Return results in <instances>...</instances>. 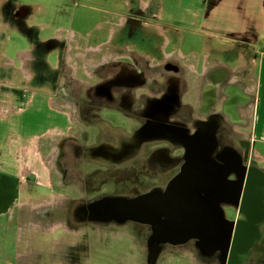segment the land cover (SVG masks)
I'll return each mask as SVG.
<instances>
[{
    "label": "flooded vegetation",
    "instance_id": "obj_1",
    "mask_svg": "<svg viewBox=\"0 0 264 264\" xmlns=\"http://www.w3.org/2000/svg\"><path fill=\"white\" fill-rule=\"evenodd\" d=\"M12 7L4 6L2 19L26 39L29 57L15 79L11 67L2 70L1 90L15 94L22 111L43 96L65 121V133L37 141L41 187L60 197L29 218L52 229L37 230L46 237L59 236L55 225H65L56 238L61 247L40 251L50 255L47 263L90 264V256L106 260L124 250L193 256L200 264H264V163L251 141L253 90L245 100L241 92L255 84L252 66L227 69L207 42L203 70L200 49L184 52L180 32L146 25V13L130 11L122 24L112 15L96 29L99 36L92 30L73 41L69 32L43 35L48 31L28 26V6ZM99 37V49H91ZM191 151L230 166L219 205L205 185L174 184ZM26 170L28 186L35 172ZM103 197H147L141 207L149 216L92 221L89 206Z\"/></svg>",
    "mask_w": 264,
    "mask_h": 264
},
{
    "label": "crops",
    "instance_id": "obj_2",
    "mask_svg": "<svg viewBox=\"0 0 264 264\" xmlns=\"http://www.w3.org/2000/svg\"><path fill=\"white\" fill-rule=\"evenodd\" d=\"M176 1L181 2L183 0H138L137 4L133 7L126 2L127 10L115 13L114 16H118L117 23L122 24L125 15L130 11L146 13L151 16L146 25L151 24L160 32L174 30L178 32L189 31V26H195L196 31H198L197 33H201L200 54L203 70L205 69L204 56L209 51L206 49L208 48L207 42H210L215 48H233L235 46L242 47V50L246 49L247 53L246 57H244L246 59L242 58V52V55L240 54V57H238V63L232 64L233 60L223 63L218 59L219 56L217 54L215 57L218 64H224L231 71H236L239 67H243L246 64L252 66L255 84L245 87L241 92L242 95H248L247 92L253 90L251 141L254 144V154L261 163H264V41H262L261 37L262 35L264 37V0H190L191 2L194 1V7L187 10L188 12L186 11V13H180L172 8L171 2L175 3ZM8 3L13 4L12 8L28 6L31 9L30 18L27 21L28 26L41 27L43 30L49 32L51 25L48 22L42 23L40 19L43 14L48 12L42 3L0 0V73L6 66L11 67V78L15 79L20 72H24L23 64L25 59L29 57V54L26 48L16 51L13 57L7 54V44L10 42V35L18 33L16 27L7 26L10 24L9 21L2 19L4 6ZM188 6H191V3ZM193 16L194 18L191 20ZM110 22L111 20L109 19L97 21L94 29L98 30L101 24H109ZM72 27H57L51 33L59 35L60 31L69 32V36L74 41L75 35L82 34ZM3 32H5V38L2 37ZM234 32H240L243 36L242 43L237 44L233 42V45L232 43L230 45L227 44L226 39L219 38L220 34L232 35ZM166 40L169 42L168 37ZM101 42L102 38H97L94 41L95 45L91 49L98 50ZM222 72H224L223 77H227V70L224 69ZM2 79L3 77L0 76V80ZM6 94L2 90L0 91V97H4ZM51 107V101L48 102L43 96H35L26 111L22 112V110H18L19 112L16 111L11 116L0 117V262L2 263L9 264V257L12 255L10 253L11 251L14 253V244L9 242L13 239V235L18 240V248L15 249L22 250L24 255L33 254L32 251L34 249L35 251H48L51 249L48 245H50L52 237H37L25 230L29 216L43 206L54 202L52 198L48 201L45 198L51 197L52 194H60L59 191L52 193L43 190L41 187L45 184V171L42 170L39 162L37 141L39 137H42L46 133L47 129L59 126L56 119L57 113H54L55 118H53ZM31 109L34 112L40 111L41 114L43 112L47 116H51L55 122L47 126L44 132L42 130L27 133L29 127H25L21 122L22 117L26 116L27 112ZM0 110L2 109L0 108ZM62 119L64 118L62 117ZM13 122L17 124L13 126ZM27 168L35 172L34 179L30 177L32 183L30 182L31 184H28V186L24 183ZM15 228L18 230L17 232H14ZM57 228H61L62 230H59V236L56 238H62L65 228L63 226Z\"/></svg>",
    "mask_w": 264,
    "mask_h": 264
},
{
    "label": "rangeland",
    "instance_id": "obj_3",
    "mask_svg": "<svg viewBox=\"0 0 264 264\" xmlns=\"http://www.w3.org/2000/svg\"><path fill=\"white\" fill-rule=\"evenodd\" d=\"M23 3H30V2H39L42 3L48 10L47 13L43 14V16L40 18L43 22H48L51 25V29L49 32L44 33L43 35H47L51 33V30H55L57 27H63V28H70L73 27L75 30L78 32H81L82 35L87 33L88 30L92 31L97 23V21L100 20H107L111 19L112 15L115 13H120V12H125L127 10L126 2L133 7L134 5L137 4L138 0H18ZM171 2L172 8L175 9V11H179L180 13H186L187 10L191 9L194 7V1L190 0H183V1H176ZM191 3V6H188V4ZM170 5V4H169ZM188 12V11H187ZM179 13V15H180ZM194 18L191 17V20ZM188 27V26H186ZM189 31H183L180 32L181 37L183 39V51L188 52L192 51L194 49H197V51L200 49V42H202L200 36L201 33H197L195 26H189ZM101 33L99 31H96L94 29V36H99ZM196 34V36L194 35ZM262 41H264L263 35ZM220 39H226L225 41L228 42L227 44L232 43H242V38L243 36L240 34V32H234V34H220L219 35ZM260 40V39H258ZM225 42V44H226ZM26 48V39L22 36L19 35L18 33H14L10 35V42L7 44V54L10 57L14 56V53L18 50ZM242 47H233V48H227V47H219V48H211L213 54H217L218 59H220L223 63H228L231 60H233L232 64L238 63L237 56L235 57L236 53H239V55L242 53ZM208 50V48H206ZM233 50V51H232ZM233 52L232 55H230V52ZM235 52V53H234ZM229 53V54H228ZM216 58V57H215ZM217 59V58H216ZM53 60V59H52ZM2 82H5L3 80H0V85ZM9 83L13 84H19V82L11 80L7 81ZM1 86H0V91H1ZM7 94L4 97H0V117H5L6 115H12L16 111L21 109L20 102H18V97H14L12 92L7 90ZM12 96H11V95ZM15 95V94H14ZM13 97V98H12ZM43 103V102H42ZM55 102L53 101V104ZM38 106L39 103H37ZM55 106V105H54ZM52 112L51 115L53 118H55V111L53 108H55L56 113H57V122L59 123V126L53 127L51 129H47L46 133L43 134L42 138L46 137H54V133L57 135H62L65 133V121L62 119L64 118V115L61 114L59 110V106L53 107L52 105ZM23 109V107H22ZM25 111V110H24ZM22 111V112H24ZM19 112V111H18ZM51 116H47L42 112H34L32 109L27 112L26 116L24 115L22 117V124L25 127H29L27 133L30 131L32 132H39L45 131L44 129L52 125L55 121L52 120ZM62 121V122H60ZM17 123L13 122V126L16 125ZM60 133V134H59ZM259 144V143H256ZM48 153L44 154L45 158H48ZM38 190H40L38 188ZM60 196L59 194H52L51 197H48V199L52 198L55 202L56 199H58ZM47 197L45 198V200ZM63 226L65 225H55L56 227ZM23 227V225H22ZM40 227V228H38ZM46 227V226H45ZM41 229L42 231L49 232L51 230H46L47 228H44L42 224H36L32 220V218H29V220L26 223L25 230L30 232L31 234L33 233L37 237H43L47 238L46 236L39 235L37 233V230ZM53 229V230H55ZM122 230L128 229L127 227H122ZM129 230V229H128ZM18 230L15 228L14 232H17ZM16 236L13 235V239H11L9 242L14 244V253L9 257V264H48L47 260L50 257V255H47L45 252L40 253V250L35 249L32 251L33 254L29 255H24L22 250L20 249H15L18 248V243H17ZM60 240H56V236L52 237L50 246L52 249H55L56 247H61L60 244H58ZM47 246V247H48ZM119 247L123 248H128L126 245H121ZM93 249V248H92ZM122 253L117 255V256H106V260L102 258V256L99 255H94L90 256L88 261H90V264H147V257L141 254L137 255H131L127 250H125L126 253L124 254L123 251L121 250ZM93 252V251H92ZM40 253V254H39ZM38 255V257H36ZM108 256V257H107ZM13 257V259H12ZM37 258V259H36ZM52 260H58L56 256L52 255ZM179 258V259H178ZM13 260V261H12ZM87 262V261H86ZM157 264H200L198 261L193 258V256H182V257H172V256H162L160 257L157 262ZM0 264H7V263H2ZM55 264V263H54ZM87 264V263H86Z\"/></svg>",
    "mask_w": 264,
    "mask_h": 264
},
{
    "label": "water",
    "instance_id": "obj_4",
    "mask_svg": "<svg viewBox=\"0 0 264 264\" xmlns=\"http://www.w3.org/2000/svg\"><path fill=\"white\" fill-rule=\"evenodd\" d=\"M246 95L242 96V100H245ZM228 166L225 163L219 165L214 160L207 159L204 155L198 156L191 151L189 157V163L187 169L181 175V179H178L174 184H179L180 180L188 185L202 184L205 185L203 190L212 192L217 195L218 205L222 198L226 194V181L224 180V170H228ZM147 197L141 198H129V197H103L96 202L90 204L92 221H99L100 219L107 218V221L124 222L133 220L137 217L149 216L147 207H141L145 204ZM141 207V208H140ZM100 209V212L96 210ZM96 210V211H95ZM152 214V213H151ZM218 219L217 225L221 224L222 212L218 206ZM209 237V236H208ZM218 240H220L218 238ZM158 255H149L147 262L149 264H156Z\"/></svg>",
    "mask_w": 264,
    "mask_h": 264
}]
</instances>
